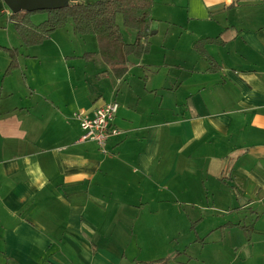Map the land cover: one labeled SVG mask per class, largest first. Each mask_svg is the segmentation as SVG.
Returning <instances> with one entry per match:
<instances>
[{"label":"crops","instance_id":"crops-1","mask_svg":"<svg viewBox=\"0 0 264 264\" xmlns=\"http://www.w3.org/2000/svg\"><path fill=\"white\" fill-rule=\"evenodd\" d=\"M158 5L152 16L188 31L194 47L195 65H176L189 71L186 89L148 79L145 60L144 78L128 76L130 61L121 79L105 63L79 72L99 53L85 59L86 49H19V69L6 75L0 50V264L150 263L163 217L174 227L182 199L197 206L202 194L222 227L259 231L252 243L264 247V0ZM8 31L2 45L23 46ZM218 38L206 48L212 71L195 44ZM111 103L122 135L104 151L80 142L75 114Z\"/></svg>","mask_w":264,"mask_h":264},{"label":"rangeland","instance_id":"rangeland-1","mask_svg":"<svg viewBox=\"0 0 264 264\" xmlns=\"http://www.w3.org/2000/svg\"><path fill=\"white\" fill-rule=\"evenodd\" d=\"M76 1L84 4H92L98 0ZM158 3L159 0L155 4L156 7L159 6ZM2 8L12 14L5 5L4 0H0V45L9 44L8 30H10V38L13 42L16 39L19 43L20 39L16 32L15 23L24 18V13L18 14L19 17L14 21L11 19V15L1 14ZM48 18L49 14L45 11L35 12L30 13L28 21L34 25H39ZM153 18L155 23H152L153 29L151 26V34L148 40L150 52L144 54L142 57L131 56L130 66L132 65V67L129 66L131 69L128 76L133 77L134 75L138 76V74L143 73L144 78L146 72L141 65L145 60L154 70L161 68L158 72L156 70L149 72L148 79L157 80L159 83H162V81L172 82L175 79H179L180 83H183L186 89L188 83L186 78L189 71L182 70L180 72L179 69H176V65L182 64L184 60L188 62L191 57L189 53H192V48L194 49L191 46L192 41L189 35L186 34L188 31L174 25L168 19L157 20V17ZM117 21L124 35L125 42H135L137 33L125 27L121 15L118 16ZM14 44H16L14 46H17V43ZM5 46L7 47L8 45H2L0 49H5ZM17 49H75L80 54L83 53V51H80L81 49H86V52L94 53V51H99V42L95 36L79 35L75 31L73 21L70 20L65 28L52 33L50 38L44 41L43 44L34 47H26L23 45ZM177 49H184L187 54H179ZM194 57H197V62L201 61L198 54ZM69 61L77 62L79 60L70 59ZM81 61L78 62L80 63L78 68L80 70L79 72L86 70L85 65H89L92 68V72L93 69L96 70L99 66L98 63H103L104 65L99 54L96 59L89 62L86 60ZM188 64L195 65V62H188ZM175 76H178V78ZM170 77H174V79ZM211 197L212 195L210 197H204V194H202L197 199V206L184 205V202H188L191 199H182L184 201L182 202V212L179 217V222L176 221L174 227L168 226L169 221L167 216L163 217L162 227L160 226L157 229L159 238L157 240L151 239L150 247H148L149 250H145V258L150 261L147 264H151L154 261H165L166 264H264V247L252 243L258 239L259 236L257 235L259 231L257 232L252 228L248 229L249 227L245 228L243 225L222 227L217 215L223 216V214L209 208L212 205ZM232 217H235V215ZM242 217L245 220L249 218L246 221V226L253 225L249 210L246 212V216L243 215ZM154 242L158 245H154ZM236 257L238 259L234 262V258Z\"/></svg>","mask_w":264,"mask_h":264},{"label":"trees","instance_id":"trees-1","mask_svg":"<svg viewBox=\"0 0 264 264\" xmlns=\"http://www.w3.org/2000/svg\"><path fill=\"white\" fill-rule=\"evenodd\" d=\"M76 4L55 11H45L49 18L39 25L28 21L30 13H24V18L17 21L16 31L23 45L34 47L43 44L52 33L65 28L69 21L74 23L75 31L81 36H95L99 42V55L103 62L121 79L128 72L131 56L142 57L149 52V37L153 23V9L158 0H98L92 4H84L74 0ZM123 17L126 28L134 30L136 40L126 43L118 24V16ZM19 15H11L15 21ZM220 39H204L195 44L197 53L208 61L215 71L212 57L207 52V46L218 43ZM1 48V46H0ZM10 55L11 63L6 75L19 69V49H0ZM95 54L87 53L84 58L92 59ZM151 264H166L158 261Z\"/></svg>","mask_w":264,"mask_h":264},{"label":"built area","instance_id":"built-area-1","mask_svg":"<svg viewBox=\"0 0 264 264\" xmlns=\"http://www.w3.org/2000/svg\"><path fill=\"white\" fill-rule=\"evenodd\" d=\"M118 107L116 103L103 105L96 109L93 117L84 112L76 113L75 119L83 131L80 142H95L104 151L109 139L121 136L122 132L113 125Z\"/></svg>","mask_w":264,"mask_h":264},{"label":"water","instance_id":"water-1","mask_svg":"<svg viewBox=\"0 0 264 264\" xmlns=\"http://www.w3.org/2000/svg\"><path fill=\"white\" fill-rule=\"evenodd\" d=\"M4 3L14 15L55 11L76 4L74 0H4Z\"/></svg>","mask_w":264,"mask_h":264}]
</instances>
